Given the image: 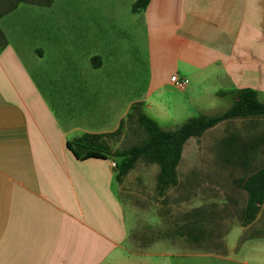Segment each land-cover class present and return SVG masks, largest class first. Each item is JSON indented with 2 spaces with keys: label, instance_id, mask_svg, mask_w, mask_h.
Listing matches in <instances>:
<instances>
[{
  "label": "crops",
  "instance_id": "obj_1",
  "mask_svg": "<svg viewBox=\"0 0 264 264\" xmlns=\"http://www.w3.org/2000/svg\"><path fill=\"white\" fill-rule=\"evenodd\" d=\"M129 1L131 30L146 36L149 51L169 52L149 80L154 91L187 93L182 105L201 115L226 112L247 88L264 103V0H151L137 13ZM25 52L41 63V51L10 40L0 52V264H168L212 243L201 208L185 212L190 199L165 204L166 195L153 199L131 183L137 165L119 184L120 159L81 161L67 148L86 133L117 131L135 100L99 85V131L87 132L82 103L64 96L62 109L54 107ZM173 75L188 84L178 88ZM152 88L144 113L159 124L168 109ZM149 165L158 178L159 166Z\"/></svg>",
  "mask_w": 264,
  "mask_h": 264
},
{
  "label": "rangeland",
  "instance_id": "obj_2",
  "mask_svg": "<svg viewBox=\"0 0 264 264\" xmlns=\"http://www.w3.org/2000/svg\"><path fill=\"white\" fill-rule=\"evenodd\" d=\"M16 1L19 0H0V7L9 9ZM48 1L25 0L18 4L16 10L0 18V29L19 50L41 51L40 64L29 62L31 58L26 52L25 55L54 107L62 109L61 97L75 98L78 106L82 103L84 108L79 119L81 128L99 131V85H104L110 87L109 91L119 89L121 99H134L133 106L141 103L144 112L142 97L153 86L149 80L154 78L158 65L162 67L168 60L169 52L149 51L146 36L131 30L135 19L130 1L53 0L46 5ZM94 57L100 59L98 69L92 65ZM75 89L82 92V99L77 98ZM152 94L154 100L168 109V114L160 109L158 118L165 131H176L189 118L202 114L193 103L190 107L183 106L189 95L176 88L164 85L156 91L152 88ZM174 108L179 112L175 113ZM169 110L173 112L169 114ZM124 120L120 133L108 139L115 151L139 145L147 138L134 118ZM229 138H234L236 147L225 144ZM252 143L257 145L253 150L255 158L249 159L250 168L246 169L239 155L243 147ZM263 166V117L223 122L186 143L178 167V185L166 192L163 202L190 199L191 203H183L185 212L201 208L204 236L212 243H200L191 252L168 257V264H264V205L256 220L243 226L240 216L248 197L236 185ZM156 172V166L140 160L131 183L157 199Z\"/></svg>",
  "mask_w": 264,
  "mask_h": 264
},
{
  "label": "trees",
  "instance_id": "obj_3",
  "mask_svg": "<svg viewBox=\"0 0 264 264\" xmlns=\"http://www.w3.org/2000/svg\"><path fill=\"white\" fill-rule=\"evenodd\" d=\"M52 1L49 0L46 5H50ZM22 2H25V0L16 1V3L12 4L6 10L0 7V18L16 10L18 4ZM150 2L151 0H136L132 5L133 13L145 10ZM0 43L1 52L8 45L6 36L1 29ZM92 65L96 69L100 68V59L94 57L92 59ZM127 117L128 119L134 118L138 126L146 132L147 138L141 144L125 150L114 151L111 148L108 139L120 133L125 121L122 120L119 129L114 133H86L79 138L68 141L67 148L81 161L92 158L104 160L113 158L120 159L121 161L118 164V173L116 175V181L119 184L122 183L124 177L136 167L140 160L146 164L159 166L160 172L157 178V192L158 196L163 198L171 187L178 185V167L182 160L184 147L191 138H200L205 132L223 122L238 118H264V103L258 99L255 90L250 88L242 89L226 112L215 116L199 115L189 118L176 131L163 130L156 120L143 112L141 103L135 104ZM226 143L230 148L236 147L234 138L227 139L225 141ZM256 147L257 145L252 143L249 147L245 146L242 148V153L239 156L242 159L243 168H250L248 166L249 159L255 158L253 150ZM236 185L245 191L248 197L240 216L243 226L246 227L256 220L264 205V166L248 175L245 179L236 182Z\"/></svg>",
  "mask_w": 264,
  "mask_h": 264
},
{
  "label": "built area",
  "instance_id": "obj_4",
  "mask_svg": "<svg viewBox=\"0 0 264 264\" xmlns=\"http://www.w3.org/2000/svg\"><path fill=\"white\" fill-rule=\"evenodd\" d=\"M171 82L177 87H184L188 83L187 80H183L179 78L177 75H173L171 77Z\"/></svg>",
  "mask_w": 264,
  "mask_h": 264
}]
</instances>
